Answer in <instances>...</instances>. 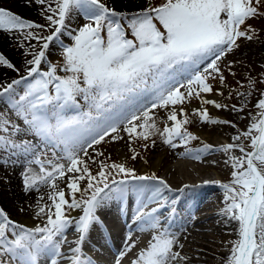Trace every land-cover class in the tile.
Here are the masks:
<instances>
[{"label":"snow or ice","instance_id":"obj_1","mask_svg":"<svg viewBox=\"0 0 264 264\" xmlns=\"http://www.w3.org/2000/svg\"><path fill=\"white\" fill-rule=\"evenodd\" d=\"M35 2L41 6L45 24L0 7V30L19 34L20 47H27L23 55L29 57L26 75L0 83V98L7 97L11 104L8 114L0 113V166L23 164L24 192L47 188V202L41 203L43 194L38 196L34 216L42 223L34 227L12 220L0 209V264H40L42 259L49 264H95L84 251L85 243L102 226L99 210L123 200L129 180L156 182L135 188L140 199L134 218L137 230L151 236L130 264H187L184 245L166 226L167 218L162 222L158 215L168 202L164 191H173L167 181L155 173L137 175L126 161H97L104 153L95 146L107 142L106 138L124 140L121 132L127 136L133 160L140 155L132 147L134 142L143 140L146 150L148 141L155 146L157 136L172 149L184 146L183 155L196 160L212 151L225 154L232 171L228 183L217 182L224 190L221 216L226 225H236L237 235L227 264H264V93L254 105L257 111L245 113L246 130L219 148L204 144L193 151L187 147L199 137L188 130L192 120L183 108L194 98L217 109L227 108L202 94L212 93L211 80L226 81L220 62L239 47L238 40L253 39L252 30L242 26L264 16L262 0H163L158 6L145 0V6L132 13L117 11L105 0ZM75 16L87 22L71 29L69 22ZM46 31L50 34L43 35ZM63 36L71 43L66 44ZM54 44L61 50L62 63L48 58ZM0 66L20 71L2 54ZM21 84L23 94L17 96ZM157 108L167 110L163 128L158 126ZM232 110L244 113L245 105H233ZM69 111L76 114L69 116ZM192 114L202 123L236 127L211 118L206 108ZM29 133L41 144L25 139ZM90 164H97L95 174ZM149 205L156 207L149 209ZM69 231L76 234L71 240ZM132 237L130 230L113 264H122L136 249Z\"/></svg>","mask_w":264,"mask_h":264},{"label":"rangeland","instance_id":"obj_2","mask_svg":"<svg viewBox=\"0 0 264 264\" xmlns=\"http://www.w3.org/2000/svg\"><path fill=\"white\" fill-rule=\"evenodd\" d=\"M21 1H23V4L25 3V12L20 11L17 14L13 10L12 6L8 5L10 2H12V0H4V9L10 10L14 14H17L29 21H34L40 24L46 23L43 18L41 6L36 3L35 0ZM105 2L110 7L115 8L117 11L128 13L138 11L145 6V0H105ZM162 2L163 0H148V3H150L152 6H158ZM260 11L264 12V0H262ZM86 22L87 21L82 17L75 16L69 22V27L71 29H76ZM158 27H160L163 31L162 26L158 25ZM248 29L252 30L249 32V34L253 35V39L249 41L247 39L240 38L238 40L239 47L233 52L227 54L220 62V67L223 71V75L226 77V81L221 83L219 78L211 80L210 83L213 86L212 93L202 94L206 99L215 100L223 105H227V108L217 109L212 104H202L199 99L195 98L192 99L190 103H185L183 105V108L188 112L189 118L192 120V123L189 124L187 128L190 132L199 137L198 140L191 141L187 145V147L191 148L193 151L201 148L204 144H209L215 148L217 147L215 146L216 143L219 141L221 142L219 143L222 146L232 143V137H234L238 131H243L247 128L249 120L246 118L245 113H255L257 111L254 105L260 98L261 93H264V16L249 19L246 24L242 26V30ZM49 34L50 31L43 33V35ZM62 39L66 44L71 43V40L67 36H63ZM21 42L22 41L19 40V34L14 36L12 33L0 30V54L4 55L6 59H8L16 66V68L20 70L19 72H15L5 66H0V83H10L12 80L26 75L25 64L26 59L29 57H25L23 55V53L27 51V47L21 48ZM33 43H35V41H33ZM242 49H245L246 53H243ZM12 53H14L15 56L12 55ZM48 58L53 63H62L61 50L55 44L50 47ZM229 66H231L230 70ZM45 70H47L46 67ZM231 73H235V75H232ZM24 87L25 86L23 84L18 86L16 93L17 96L23 94ZM181 91H183V89H181ZM80 101L83 105L84 101L82 99H80ZM233 105H235L237 108H239L241 105H245V112L241 113L238 111H233ZM10 108L11 104L7 97L0 98V113L8 114ZM200 108H206L211 118L213 117V119L221 121H230L234 123L236 127L233 128L229 124L202 123L196 116H193L192 114L194 110ZM154 112L157 114L158 126L163 128L165 126L164 118L166 117L167 110L157 108L154 110ZM67 114L71 116L75 115L76 113L72 114V111H69ZM215 130H221V132L214 133ZM120 135H124V140L111 141L110 138H106L107 142H103L100 145L95 146L97 150L104 153L103 157H97V161L102 159L107 163H119L126 161L127 167L135 169L137 175H151L155 173L157 177L165 180L164 170L166 167L169 169L172 168L170 164L173 162V160H175L174 156H176V154H180L181 152H185L184 146L172 149L170 146L163 144L157 136L153 137V139L156 140L155 146H152L151 141H148L147 143L149 144V147L146 150L143 148V144L145 142L143 140H136L132 147H134L136 151L140 153V155L135 160H133L131 159L133 153L129 150V146L125 143L127 140L126 134L121 132ZM24 138L32 139L33 143L35 144H41L39 138H33L31 133L24 136ZM207 140H209L211 143ZM243 143L247 145V141H243ZM120 144L123 145L121 150L118 148ZM89 153L94 155L92 149H89ZM155 153L159 154L160 162L156 168H153L150 158ZM234 154L237 156L240 155L238 151H236ZM208 155L211 156L210 159L212 160H209V162L207 161V163L194 159L191 161L194 167H197L198 165V167L206 169L204 173L199 176L203 177L201 179H198V177L195 176L190 178L187 177L189 179L183 178V174L181 173L182 171H179L181 174H178L171 169L175 174H177L175 175L176 178L178 175L180 176V181L176 183H170L167 181L168 179L165 180L173 189V191H164L163 195L168 199V202L164 207L160 208L162 211L159 210L158 213L160 214L165 211V213L168 215L167 222H170V224L174 225L171 227L169 226L170 231L172 230L175 233H179L177 226L184 227L191 225L192 228L195 229L194 234L196 233L195 235H197L195 236L196 240H200L201 243L207 244L209 248L213 247L225 252L232 247V241L237 239V235L236 231H231V228L229 229L228 227H220V224L224 220L221 216V210L225 207V205L223 203L224 190L217 182L228 183L231 179L232 168L230 164L225 163L228 158L222 152L212 151V153L209 152ZM89 167L91 168L93 174L98 171L97 164H90ZM4 168L0 166V209H3L12 220L25 226L34 227L41 224L42 221L34 216L36 200L38 197H35L34 192L26 194L23 190L22 179L20 178L21 173L24 170L23 164H19L16 167ZM116 178L120 179L121 177L117 176ZM205 181H208L209 183L206 184ZM137 182L138 181L129 180V192H135V188L139 184H156L155 181H145L140 183ZM58 183L62 188L64 187L63 182L58 181ZM184 185H188L189 187L183 192L176 191L184 188ZM9 190L13 192L18 191L19 196H22L20 201L16 200L14 203L11 201L10 204H8V202L4 200V191ZM65 191L67 192V189H65ZM47 192L48 190L43 193L44 201L41 203L47 202ZM130 197L134 196L131 195ZM173 199L177 201L175 205L171 203ZM112 202L114 201H111L110 204H112ZM25 203L30 205V207L28 208ZM172 208L175 209L174 213L171 212ZM21 209H24V211ZM73 213L76 214V212ZM206 213H216L217 215L211 216V219L207 218L204 224L201 226L199 224L198 218L204 217ZM71 215L74 214L71 213ZM23 216L24 219H29L28 222L24 223L21 221ZM182 238L183 237L181 236L179 237L181 242L183 241V249L189 248L192 251H197L191 247L190 240H184V238ZM183 249L182 251H184L189 257L194 256L193 253Z\"/></svg>","mask_w":264,"mask_h":264},{"label":"bare ground","instance_id":"obj_3","mask_svg":"<svg viewBox=\"0 0 264 264\" xmlns=\"http://www.w3.org/2000/svg\"><path fill=\"white\" fill-rule=\"evenodd\" d=\"M33 1V0H32ZM25 4V3H24ZM24 4H23V1H21V0H12V2H10L8 5L10 6H12V8H13V10L18 14L20 11H24L25 12V10L26 9H24L25 7H24ZM5 5H4V0H0V7H2V8H5L4 7ZM21 15V14H20ZM26 17V16H25ZM12 36V35H11ZM246 50L245 49H242V52L243 53H246L245 52ZM2 53V52H1ZM8 55V54H7ZM12 55H14L15 56V54L14 53H12ZM7 71V70H6ZM1 72V71H0ZM240 116V115H239ZM213 118V117H212ZM216 132H221V130H215V132L214 133H216ZM216 135V134H215ZM220 137H222V136H220ZM208 139V138H207ZM217 139V138H216ZM208 142H210L209 140H207ZM215 142V141H214ZM213 142V143H214ZM220 142V141H219ZM219 142H217L216 143V145L215 146H217L218 148L219 147H221L222 145L219 143ZM120 143V142H119ZM211 143V142H210ZM123 144H124V142H123ZM122 144H120V146L118 147L120 150L122 149ZM217 147H215V148H217ZM182 153V152H181ZM212 153V152H211ZM217 153V152H216ZM162 154V153H161ZM209 154V153H208ZM208 154H205V155H203V157H202V159H200L199 161H202V162H205V163H207V161L209 162V160H212V159H210L211 158V156H209ZM219 155V154H218ZM185 157H191V156H185ZM219 157V156H218ZM221 158V157H220ZM219 158V159H220ZM151 165H152V167L153 168H156V166L159 164V162H160V158H159V154H157V153H155L151 158ZM194 160H196V159H194ZM215 160V159H214ZM226 160V159H225ZM182 162V164H180V165H178V166H176V169L175 168H168V167H166V169L164 170L165 172H164V176H165V180H167L168 182H170V183H176V182H178V181H180L179 180V178H180V176L178 175L177 176V178L175 177V175H177V174H175L176 172L178 173V174H183L182 175V177L183 178H187V177H198V179H201V178H203V177H199L200 175H202L203 173H204V171L206 170V169H203V168H200V167H198V165H197V167H194L190 162H189V164L187 163V162H185V161H181ZM211 163V162H210ZM214 163V162H213ZM217 163V162H216ZM200 164V163H199ZM196 166V165H195ZM3 167V166H2ZM4 168V167H3ZM6 168V167H5ZM4 168V169H5ZM174 170L175 171V173H174V171H172V170ZM23 170V169H22ZM181 173H180V172ZM1 172V171H0ZM11 172V171H10ZM5 176V175H4ZM21 178V177H20ZM164 178V177H163ZM189 178H187V179H189ZM197 179V180H198ZM196 180V181H197ZM195 181V182H196ZM8 182V181H7ZM64 185V184H63ZM2 189V188H1ZM48 189L47 188H44V187H42L41 189H40V192L39 193H37V192H34V195H35V197H38L40 194H43V193H45L46 191H47ZM134 192V191H133ZM133 192H128L127 193V195L125 196V198L123 199V200H121V201H125V199H127L128 197L127 196H129L130 194H132ZM135 194H133L136 198H137V202H136V200H134L135 201V206H137V203H138V200H140L139 199V197L137 196V194H136V192H134ZM32 197V196H31ZM22 198V196L20 195L19 196V193H18V191L16 192V191H4V200H6L7 202H8V204H10V202L11 201H13V203L17 200V201H20V199ZM31 199V198H30ZM5 201V202H6ZM34 201V200H33ZM116 202H117V200H115ZM115 201L114 202H112V204H109L107 207H104V208H102V209H100L99 210V212L100 213H102L103 215H105V217H111L112 215H113V213L112 212H108L105 208H112L113 207V205H115ZM120 201V200H119ZM140 202V201H139ZM125 203H126V201H125ZM118 204V203H117ZM117 204L115 205V207L117 206ZM140 204V203H139ZM25 205L29 208L30 207V205H28V204H26L25 203ZM20 207V206H19ZM151 207H156V205H149V209L151 208ZM109 210V209H108ZM123 210V209H122ZM161 210V209H160ZM20 211V210H19ZM162 211V210H161ZM125 213V212H124ZM165 215H164V214ZM163 213H158V215L160 216V217H163V218H161V220L164 222V218H167L168 219V215L165 213V211H163ZM167 215V216H166ZM214 215H217L216 213H214V214H210V213H206V215H204V217H202V218H198L199 220V224L202 226L203 224H204V222H205V220L207 219V218H212L211 216H214ZM34 217V216H33ZM110 219H112V217L110 218ZM28 218H25L24 219V216L22 217V222H24V223H26V222H28ZM113 220V219H112ZM197 220V219H196ZM113 222L114 223H117V222H115L114 220H113ZM208 222V221H207ZM207 222H206V224H207ZM32 224V223H31ZM167 224H168V226H170L171 227V225H173V224H170V222H167ZM191 224V223H190ZM198 224V225H199ZM34 225V224H33ZM120 227H123V224H122V221H120ZM167 226V225H166ZM167 226V227H168ZM174 226V225H173ZM178 227V229H179V233L177 232L176 234H177V236L178 237H183L184 238V240L185 239H188V240H190L191 241V247H193L194 249H196L197 251H192L191 249H189V248H185V249H183V250H185V251H188V252H190V253H193L194 254V256H196V257H189L188 255H186L185 254V252L184 251H182V255H184V256H186V257H188V260H187V264H227V257H228V255H229V251H223V250H218V249H215V248H213V247H211V248H209L208 246H207V244H203V243H201V241L200 240H196V238H195V236H197V235H195L194 234V232H195V229L194 228H192V226L191 225H189V226H184V227H179V226H177ZM220 227H228L229 229L231 228L232 230L231 231H233V232H235V228H236V225L234 224V223H231V224H228V225H226L225 224V222H224V220L222 221V223L220 224ZM116 228V230L118 231L119 229H121L122 230V228H119V227H115ZM130 231V230H129ZM129 231H127V233L129 232ZM172 231V230H171ZM72 233V232H71ZM73 235H74V233H72V234H70V232L68 233V238L69 237H71V239H73ZM145 235H146V233H139V240L140 241H142V242H144L146 245H147V243L149 242V240L147 239V237H145ZM98 238H100V236H98ZM182 238V239H183ZM198 239V238H197ZM200 241V242H199ZM179 242L180 243H182L181 242V239H179ZM220 242H222V241H220ZM122 243V242H121ZM218 243V242H217ZM219 244V243H218ZM115 245H117V242L115 243ZM116 247V246H115ZM117 248V247H116ZM121 248H122V246H119V249H117L115 252L117 253L119 250H121ZM105 252V251H104ZM106 253V252H105ZM97 253H95V255H96ZM98 255V254H97ZM134 255H136V253H134V254H132V255H129V257H125L124 258V260H123V262L125 263V264H130V260H132V258H134L135 256ZM115 257V256H114ZM97 258V257H96ZM98 259V258H97ZM100 259L101 258H99V260L98 261H100ZM111 261V263H113V261H114V258H112V260H110ZM122 262V263H123ZM40 264H43V259L41 260V262H40ZM61 264H66V262L65 261H61Z\"/></svg>","mask_w":264,"mask_h":264}]
</instances>
